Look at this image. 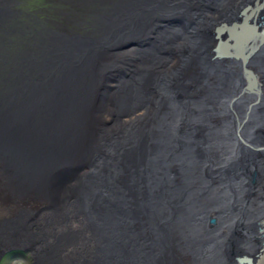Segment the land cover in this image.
I'll return each instance as SVG.
<instances>
[{
  "label": "bare ground",
  "instance_id": "bare-ground-1",
  "mask_svg": "<svg viewBox=\"0 0 264 264\" xmlns=\"http://www.w3.org/2000/svg\"><path fill=\"white\" fill-rule=\"evenodd\" d=\"M60 1L0 0V264H264V0Z\"/></svg>",
  "mask_w": 264,
  "mask_h": 264
},
{
  "label": "rangeland",
  "instance_id": "rangeland-1",
  "mask_svg": "<svg viewBox=\"0 0 264 264\" xmlns=\"http://www.w3.org/2000/svg\"><path fill=\"white\" fill-rule=\"evenodd\" d=\"M30 3L31 4L34 3V5L36 6V8L35 9L29 8V11L30 12H27V13L30 14L29 20H31V19L34 20L33 17H32V15H34V14L37 15L38 18H42V19L44 17H47V10L48 9L50 10V12H48V18H54V17H56V18L60 19V21H61L62 16H64L63 14L65 12L76 13L78 11L76 7L74 8V7L70 6L67 2H63V1L58 2V0H28V4L27 5L26 4L25 5L21 4L20 6H18V5L15 4L13 6V8L16 11L18 10L17 7H19V9H22V10H21V12H15V13L12 12L11 13L12 16L9 18V21H11L16 15L18 16L20 14H21L22 18H24L23 10H26L28 8V6L30 5ZM53 13L55 15H53ZM80 16H81V14H80ZM19 18H21V17H18L17 19H19ZM19 23L20 22L14 23L12 25V22H9V23L6 22L5 26H6V28L11 29V28H13L14 25L19 24ZM2 32L0 33V36H3L4 39H5V41L4 42H0V47H2L3 45L7 46L8 45V41H9L10 47L12 48L13 47V44H11L12 40H18V39L16 38V36H13V37L11 35L8 36V35H5ZM6 36L8 37V39L5 38ZM141 40H145V39L142 38ZM125 43H128V42H125ZM138 48L136 47V44L134 43L130 47L128 46V48H122V50L115 51V53L116 54L119 53V56L122 55V54H135V51L136 50L137 51L139 50ZM22 49L23 48H20V50H22ZM11 50H12V52H18L19 51L18 48H16L15 46ZM137 58H134V59L136 60ZM0 64H2L1 58H0ZM109 65H110V68L108 67V70L107 71L108 72H112L114 74V76H118L120 74L119 71H118L119 68H123V69L125 68L123 66H120L119 65V62H117V63L114 62L113 64H109ZM178 106L180 107L181 114L184 115V113L186 111L185 110V108H186L185 105L184 106H181V104L178 103ZM187 111H188V109H187ZM188 117L189 118L191 117L190 119H192V116L189 115V111H188ZM165 175L166 174H163V176H165ZM150 209L147 210V211H149V213H151V210ZM152 210L155 211V209H152ZM157 213L158 212L155 211V214H157ZM12 253H13V255H10ZM148 257L149 258H152V257H154V255L153 256L149 255ZM162 258H163V255H162ZM32 261L33 260L30 259V255L27 254V253L22 252L21 249L19 251L18 250H15V249H11L9 251V253L6 256L3 257V264H5V263H8L9 264V262H12V263H15V264H31ZM151 261H153V258H152Z\"/></svg>",
  "mask_w": 264,
  "mask_h": 264
},
{
  "label": "water",
  "instance_id": "water-1",
  "mask_svg": "<svg viewBox=\"0 0 264 264\" xmlns=\"http://www.w3.org/2000/svg\"><path fill=\"white\" fill-rule=\"evenodd\" d=\"M0 16L2 17V12H1V10H0ZM0 21H1V19H0ZM2 30H3V32L2 33H5V35H8V36H15V33H14V29L13 28H11V29H9V28H6V26L5 25H2V28H1ZM1 33V32H0ZM7 37V36H6ZM7 39H8V37H7ZM239 261H240V259H239ZM242 261V260H241Z\"/></svg>",
  "mask_w": 264,
  "mask_h": 264
}]
</instances>
